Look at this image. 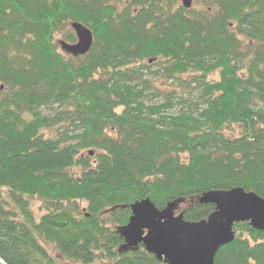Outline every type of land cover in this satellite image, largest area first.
I'll return each mask as SVG.
<instances>
[{"label": "trees", "instance_id": "trees-1", "mask_svg": "<svg viewBox=\"0 0 264 264\" xmlns=\"http://www.w3.org/2000/svg\"><path fill=\"white\" fill-rule=\"evenodd\" d=\"M72 22L92 32L85 55L58 51ZM179 81L201 94L174 111ZM0 86V264H51L47 247L75 264H165L120 249L132 203L264 198V0H0ZM179 210L199 221L214 205ZM233 230L214 264H264V231Z\"/></svg>", "mask_w": 264, "mask_h": 264}, {"label": "water", "instance_id": "water-1", "mask_svg": "<svg viewBox=\"0 0 264 264\" xmlns=\"http://www.w3.org/2000/svg\"><path fill=\"white\" fill-rule=\"evenodd\" d=\"M180 1L184 8L192 7L193 0ZM71 28L76 41L61 40L60 48L73 57L85 55L93 43L91 30L78 22H72ZM183 201H171L161 209L149 198L132 203L128 222L118 227L124 240L120 249L135 250L142 244L165 264H214L218 249L234 239V223L249 222L253 229L264 231V198L241 187L209 190L199 196L197 203L214 205L213 212L199 221L185 220L181 212L176 213Z\"/></svg>", "mask_w": 264, "mask_h": 264}, {"label": "rangeland", "instance_id": "rangeland-1", "mask_svg": "<svg viewBox=\"0 0 264 264\" xmlns=\"http://www.w3.org/2000/svg\"><path fill=\"white\" fill-rule=\"evenodd\" d=\"M62 40L60 36H57L56 37V44H57V47H58V51L62 54H66L61 48H60V45H59V41ZM209 78L211 80H215L217 79V74H213V75H210ZM167 88L171 89V90H174V94H175V97L177 100H175V104H174V107L172 108V110L174 111H177L179 109H181L183 106L182 104L180 103V101H178L180 99V96H188L190 95L191 98H193L194 100H197L199 101L200 100V90H199V86L197 83H193L192 85L188 86V84H186L184 81L183 82H176V84L173 86V87H169V86H166ZM163 94V92H161ZM162 94H160L159 96H161L158 100H163V96ZM228 135H231L230 133ZM91 149H87L85 152L89 151ZM196 200H184L182 202V204H185V203H193L195 202ZM32 204V209L34 210L35 212V216L36 218L39 217L40 213H39V210H38V207H39V202L38 201H35L33 200L31 202ZM180 210L178 208V211L176 213H179ZM49 252H50V255L51 257L53 258V261L51 262V264H75L69 260H66V259H62L60 258L59 254H57L52 247H47Z\"/></svg>", "mask_w": 264, "mask_h": 264}, {"label": "bare ground", "instance_id": "bare-ground-1", "mask_svg": "<svg viewBox=\"0 0 264 264\" xmlns=\"http://www.w3.org/2000/svg\"><path fill=\"white\" fill-rule=\"evenodd\" d=\"M88 28V27H87Z\"/></svg>", "mask_w": 264, "mask_h": 264}]
</instances>
